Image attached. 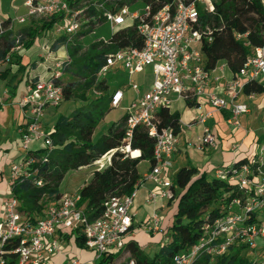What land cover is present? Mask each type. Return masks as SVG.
<instances>
[{
	"label": "built area",
	"instance_id": "built-area-1",
	"mask_svg": "<svg viewBox=\"0 0 264 264\" xmlns=\"http://www.w3.org/2000/svg\"><path fill=\"white\" fill-rule=\"evenodd\" d=\"M119 2L123 4L116 8ZM139 2H143L144 7L132 10ZM218 2L219 0H25L26 13L14 19L9 18L8 27L0 19V33L14 28L16 23L25 24L54 15H63L53 26L70 37L79 32L94 33L95 28L103 22H109L114 32L128 25L136 26L144 41L143 46L106 54V62L98 73V79L102 80L119 68L129 75L128 85L135 90L136 99L127 110L126 139L132 138L133 131L138 126L145 127L155 139V163L144 179L155 184V188L148 193L147 202L156 204L158 200L170 201L175 198L171 172L179 145V133L172 127L158 128L157 112L161 108H171L178 99L194 100L196 105L204 99L213 111L230 112L227 120L229 125L239 128L240 117L249 113L250 107L237 102L236 98L243 92L247 82L264 79L263 45L253 49L240 71L226 83L227 97L207 91L212 72L221 69V66L218 65L214 70L205 68L200 47L204 40H213L214 30L210 26L202 28L201 15L215 13ZM261 2L264 6V0ZM245 36L246 34L237 35L238 38ZM99 41L110 43V39L105 37H101ZM21 48V45H17L13 51ZM64 50L66 59L59 61L56 58L48 77L31 79L20 102L25 110L20 137L22 153L19 160L11 165L10 196L3 203L0 264H43L48 256L60 251V232H74L77 229L85 237L84 246L95 252V256L89 262L70 257L65 264H94L103 255L122 252L126 246V238L135 226L137 213L134 211V204L142 181L132 194L109 198L105 202L103 213L94 220L89 218L84 206L80 204L79 190L72 194L65 193L48 204L44 216L36 221L20 210V201L13 195V186L21 180L32 179L39 186L44 183L39 175L38 164L46 161L54 148L50 133L44 126V117L48 107H57L64 100L63 88L57 83V79L64 75V68L71 63L67 45H64ZM47 61L49 59L45 57L43 62ZM147 67L152 69V82L147 90L142 91L131 78ZM221 77L218 75L215 80L218 81ZM123 97L122 89H117L112 96V106L118 107ZM213 111L196 112L194 118V123L203 125V131L189 144L200 151L214 149L218 145L217 132L206 124ZM129 147L122 150L129 152ZM138 151L140 156L141 151ZM130 154L131 157H138L132 156V152ZM107 161L108 164L111 162V156ZM254 164L257 165L256 171L262 175L254 174ZM104 167L105 165L102 166ZM263 169L264 142L257 144L250 162L240 166L231 164L228 170H215L217 177L246 189L247 197H234L228 205L222 206L226 213L208 220L204 226V234L197 244L177 254L172 264H194L202 255L225 253L237 241L251 243L264 238ZM252 214H256L257 219L250 220ZM160 223L159 213L153 212L147 223V231H159ZM113 264L121 262L115 259ZM127 264L137 262L132 259Z\"/></svg>",
	"mask_w": 264,
	"mask_h": 264
},
{
	"label": "trees",
	"instance_id": "trees-1",
	"mask_svg": "<svg viewBox=\"0 0 264 264\" xmlns=\"http://www.w3.org/2000/svg\"><path fill=\"white\" fill-rule=\"evenodd\" d=\"M122 4L123 2H119L116 8ZM62 17L63 15H54L50 21H44L42 24L33 20L20 30L11 28L0 33V63L7 62L0 73V79L13 85L29 65L23 64V56L13 50L17 45L30 49L40 34L48 32ZM9 23V18L4 20L5 27H8ZM201 25L202 28L210 26L214 30L213 40H204L200 47L207 70H214L224 61L233 76H236L253 49L264 45V6L261 0H219L215 13L201 15ZM87 33L79 32L73 37L63 35L55 46L56 49L60 45L68 46L71 63L64 68V74L69 73L77 77L66 82L63 81V76L57 79V83L63 88L64 100L73 99L77 95V88L81 87L79 96L84 104L70 114H58L54 127L49 132L53 140V151L46 161L38 164L43 185L39 186L34 180L25 179L13 186V195L20 201V210L34 221L44 216L47 206L45 200L52 197L57 199L63 195L60 185L71 170L91 166L112 152L111 162L104 168H96L90 180L79 189L80 204L84 206L89 218L94 220L103 213L105 202L109 198L130 195L137 188L142 179L139 172L142 162L147 161L151 166L155 163V139L145 127H136L132 138L126 139L127 114L110 125L107 133L98 141H94L98 125L113 107L114 92L128 84L129 80L127 71L122 68L109 73L102 80L98 79V73L106 62L105 55L124 48H141L144 44L142 37L135 25H128L115 31L110 43L92 42L88 52L82 53ZM238 34L246 36L238 38ZM80 36H83L81 41ZM14 66L17 71L12 74ZM243 93L264 94V84L259 80L249 81L244 85ZM187 103L190 107L196 105L194 100H187ZM180 122V113L173 112L170 107L161 108L157 112L156 124L159 129L172 127L179 133ZM262 142L264 133L257 139L258 144ZM127 146L140 150L141 155L131 157L129 152L122 150ZM251 156H241L233 164L240 166L248 163ZM230 166L220 168L228 170ZM256 168L257 165L254 164V174L262 175ZM215 170L207 172L192 165H185L178 170L174 179L172 178L175 198L169 201L171 208L165 214L161 231L163 236L158 234L162 248L154 256L145 253L138 241L131 239L122 252L117 255H103L94 264H113L115 259L121 264H127L132 259L137 264H172L177 254L197 244L204 234V226L208 220L226 213L222 206L228 205L234 197H247L246 189L240 188L237 183L217 177ZM255 219L256 214H252L250 220ZM133 229L134 227L132 231ZM75 233L76 245L84 247L85 237L81 230L77 229ZM158 235L152 234L155 237ZM249 245L250 242L237 241L225 253L202 255L194 264H263L262 261L250 257L253 249Z\"/></svg>",
	"mask_w": 264,
	"mask_h": 264
},
{
	"label": "crops",
	"instance_id": "crops-1",
	"mask_svg": "<svg viewBox=\"0 0 264 264\" xmlns=\"http://www.w3.org/2000/svg\"><path fill=\"white\" fill-rule=\"evenodd\" d=\"M15 1L16 0H3V7L0 8V19L1 16L6 17V19L10 17L11 19H14L18 16H21L20 14H17V10L19 9V7L15 3ZM24 2L25 0H23L22 9L24 10V13L22 15H24L27 10L24 5ZM9 6L14 10V15L10 13V11H8ZM3 10H5L6 15H2L4 14V12L2 13ZM29 23L30 22H27V24ZM16 26H14L13 29H16ZM16 53H19L23 56V64L29 65L25 70L24 74H20L13 85L8 84L7 80L0 79V223L3 218V203L10 196L9 179L11 174V165L13 162L19 160L22 153L20 148V137L21 128L23 127L25 121V110L21 107L20 102L26 94L27 85L29 84L30 80L33 78H35V80H38L39 78L48 77V75H50L49 68L54 64L53 61L47 62L46 65L45 63H42V57L45 54V52L43 51L36 52L33 58H31L25 53L24 48L17 50ZM6 65L7 62L0 63V73L3 71ZM218 65L221 66V69H217L212 72L211 80L209 86L207 87V91L217 92L220 95L227 97L225 86L226 83L233 78V73L224 61L220 62ZM16 71L17 67L14 66L12 74L16 73ZM218 75H221L222 77L220 78V80L216 81L215 77ZM20 78H22L21 81H18L20 80ZM261 82L264 84V79H262ZM19 87H21V91L20 95H17ZM180 101H183L182 106H185L184 108L186 109V112L189 115L188 118H185L179 112V109L176 111L180 113L182 124L181 131L179 132V145L174 155L173 168L171 172L173 175V179L181 167L185 165H191V155L189 154V151L195 150L194 154L192 155L195 165L192 166L197 167L201 171L207 172L211 170L214 171L215 169L220 167L231 165L239 157L251 156L255 152V149L258 144L257 139L264 133V131L260 132L257 135L253 129H249V120L250 122L253 121L256 126H259L258 123L259 120H261L260 127L264 130V94L246 95L242 92L238 95L236 101L245 103L250 107V112L247 114H243L240 117L241 127L239 128H235L229 125L227 120L230 116V112H228L227 110L213 111L211 105L204 99L200 100L195 107H190L187 101L184 99L175 100L174 103ZM199 111H213L212 117L207 120L206 124L211 126L217 132L218 135L217 147L202 152H197L200 150L192 147L189 144L191 141L196 139L197 136L202 134L203 131V125L194 123L196 112ZM53 115L54 111L50 110L46 112L44 117V126L46 129V120H48V118L50 117H53ZM189 124H192L191 127H189ZM250 136L254 137L255 139V141L252 143V146L246 144ZM191 148L194 150H191ZM128 151L130 154L131 151L129 149ZM111 155L112 152L107 154L106 156ZM144 162L148 163L147 161ZM149 166L151 168L150 164ZM147 173L143 175V178ZM92 174L93 172L91 173L89 179L85 180L84 183L90 180ZM84 183L81 185V187L84 185ZM81 187H79L74 192L78 191ZM141 188V190L139 189L134 204V211L137 213V216L135 218V226L133 231L127 236V241L133 237L132 233H134V230L137 227L136 220L137 217L140 215V210H143L142 221L145 220V224L148 223L153 212L156 211L159 213L161 217L160 230L157 232H151V234L153 235H158L163 230L165 214L167 213L166 211L169 209L170 206L169 201L158 200L156 204H150L147 202V196L149 191L155 188L154 182L150 180H144L142 182ZM74 233L75 231L60 232V251L52 256H48L45 260V263L43 264H65L67 259L70 257H77L82 262H89L90 260H92L95 256V252L87 249L85 246L81 248L78 247L75 243L76 233Z\"/></svg>",
	"mask_w": 264,
	"mask_h": 264
},
{
	"label": "rangeland",
	"instance_id": "rangeland-1",
	"mask_svg": "<svg viewBox=\"0 0 264 264\" xmlns=\"http://www.w3.org/2000/svg\"><path fill=\"white\" fill-rule=\"evenodd\" d=\"M10 3V2H9ZM15 3L18 5L19 9L17 10V14L22 15L24 13L23 8V0H16ZM3 7V0H0V8ZM144 7L143 2H139L136 6L132 7V10H139ZM10 13H14V10L8 7ZM2 15H6L5 10L2 11ZM14 15V14H13ZM11 18V17H10ZM6 17L1 16V20H5ZM44 21H50V18H43L39 20H35L34 22L42 24ZM17 25V26H16ZM27 25L25 24H15V30H20L21 27ZM114 33L112 26L109 22H103V24L99 25L97 28H95L94 33H87L84 39V46L82 49V53L88 52L89 46L92 42H98L101 37H105L107 39H110L112 34ZM65 35L64 32H59L57 29L53 26L51 29L48 30L46 33H41L40 36L36 39L35 44L32 46L30 49H25V53L30 56L31 58L34 57V54L38 51H43L45 52L44 58L47 57L49 61H64L66 59V52L64 50V45H60L59 48H55L57 46V40ZM81 37V38H80ZM79 39L81 41L83 36H80ZM23 48V47H22ZM23 51V50H22ZM43 58V59H44ZM42 61V60H41ZM47 61V62H49ZM40 62V61H39ZM46 62V63H47ZM44 64L45 62L42 61ZM45 63V65H46ZM54 65L50 66L49 71L52 70ZM70 78H76L73 77L71 74L66 73L63 75V81L66 82ZM132 82L136 83L139 88L142 91H145L149 88L151 82H152V69L150 67H147L143 72L136 73L132 76ZM129 83V80H128ZM124 97L118 107H112L110 111L106 114L104 119L100 122L98 125L95 134H94V141H98L104 134H106L108 127L112 125L113 123L119 121L125 114H127L128 108L131 106V104L134 102L136 99V92L135 90L128 84L123 85L121 87ZM21 87L18 88V94L20 95ZM81 87L77 88V95L73 97L71 100H63L62 103L55 107V106H50L48 107L47 111H54L53 117L48 118L46 120V127L49 132L52 131L54 127V120L56 116L60 113L62 114H70L73 110L76 108L82 106L84 104V101L80 98L79 94L81 93ZM182 102H176L171 106L172 111L176 112L179 109V112L182 114L183 117L188 118V113L186 112V109L182 106ZM185 102V101H184ZM184 108V109H183ZM252 113V112H251ZM45 120V119H44ZM248 124V123H247ZM259 126H256L253 121L250 122L249 120V129H253L256 134L258 135L260 132L264 131L261 129V120H259L258 123ZM255 141L254 137H249L246 144L251 145ZM191 150H194L191 148ZM195 151V150H194ZM194 151H189V154L191 155V165H195V162L192 158V155L194 154ZM197 152H202V151H197ZM202 154V153H198ZM107 155V154H106ZM104 155L100 160L96 161L93 165L87 166V167H82L78 170H71L67 173L65 178L63 179L61 185H60V191L62 194L68 193L72 194L74 193L75 190H77L81 185L84 183L85 180L89 179L91 173L96 169V168H102L103 165L107 166L108 165V157ZM150 171V166L148 163L142 162L139 165V172L141 174V181L145 180L143 178V175L147 172ZM142 181V182H143ZM141 188V187H140ZM139 188V189H140ZM142 189V188H141ZM140 189V190H141ZM64 191V192H63ZM72 192V193H71ZM56 198L52 197L47 200H45L46 204H50L55 201ZM171 208V205L169 206V209ZM168 209V210H169ZM167 210V211H168ZM166 211V212H167ZM142 213L143 210H140V215L137 217V227L134 230L133 237L130 238L138 241L139 245L141 246L142 250L149 254L150 256H154L155 253L159 252L162 248V244L159 242L161 239L159 238L163 236V234L160 232L158 237L152 236L151 232L147 231L146 227L147 224H145V220L142 221ZM127 241V240H126ZM129 241V240H128ZM127 241V242H128ZM126 242V243H127ZM250 248L253 249L252 253L250 254L251 258H255L259 261H262L264 264V238H258L254 240L253 242L250 243Z\"/></svg>",
	"mask_w": 264,
	"mask_h": 264
},
{
	"label": "bare ground",
	"instance_id": "bare-ground-1",
	"mask_svg": "<svg viewBox=\"0 0 264 264\" xmlns=\"http://www.w3.org/2000/svg\"><path fill=\"white\" fill-rule=\"evenodd\" d=\"M132 152L133 156H138L139 155V151L138 150H133V149H129Z\"/></svg>",
	"mask_w": 264,
	"mask_h": 264
},
{
	"label": "water",
	"instance_id": "water-1",
	"mask_svg": "<svg viewBox=\"0 0 264 264\" xmlns=\"http://www.w3.org/2000/svg\"><path fill=\"white\" fill-rule=\"evenodd\" d=\"M128 149H130V147Z\"/></svg>",
	"mask_w": 264,
	"mask_h": 264
}]
</instances>
